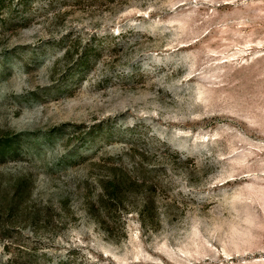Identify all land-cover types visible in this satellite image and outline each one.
Masks as SVG:
<instances>
[{
    "label": "rangeland",
    "instance_id": "1",
    "mask_svg": "<svg viewBox=\"0 0 264 264\" xmlns=\"http://www.w3.org/2000/svg\"><path fill=\"white\" fill-rule=\"evenodd\" d=\"M0 264H264V0H0Z\"/></svg>",
    "mask_w": 264,
    "mask_h": 264
},
{
    "label": "trees",
    "instance_id": "2",
    "mask_svg": "<svg viewBox=\"0 0 264 264\" xmlns=\"http://www.w3.org/2000/svg\"><path fill=\"white\" fill-rule=\"evenodd\" d=\"M115 184H116L115 191L116 192L122 191L120 193H123V190H120V188L122 187L121 181L120 180H116ZM103 190H104V193L108 192V188L107 187H104ZM105 196H107V193L105 194Z\"/></svg>",
    "mask_w": 264,
    "mask_h": 264
}]
</instances>
